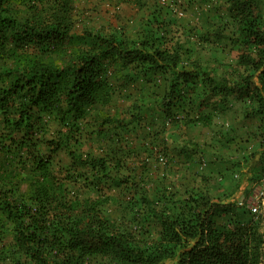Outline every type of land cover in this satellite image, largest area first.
<instances>
[{
	"label": "trees",
	"instance_id": "16d2710c",
	"mask_svg": "<svg viewBox=\"0 0 264 264\" xmlns=\"http://www.w3.org/2000/svg\"><path fill=\"white\" fill-rule=\"evenodd\" d=\"M127 1L152 14L136 38L78 30L81 0H0V264H264V215L236 218L237 205L208 191L172 208L135 182L144 177L138 171L113 173L127 153L83 150L94 135L109 149L128 147L134 120L104 108L144 78L159 89L156 103L170 125H211L232 101L248 104L244 114L259 119L263 137L253 169L264 172V0H228L207 32L206 42L215 34L236 48L232 77L192 60L176 30L181 0H120ZM91 113L101 126L87 130ZM150 149L143 161L165 152ZM111 183H132L136 203L128 208ZM111 201L123 207L118 219L105 213ZM229 210L236 217L220 224Z\"/></svg>",
	"mask_w": 264,
	"mask_h": 264
},
{
	"label": "rangeland",
	"instance_id": "374dc122",
	"mask_svg": "<svg viewBox=\"0 0 264 264\" xmlns=\"http://www.w3.org/2000/svg\"><path fill=\"white\" fill-rule=\"evenodd\" d=\"M180 3L178 9L175 7V11L179 12L176 15V30H180L192 47V60H199L218 76L227 74L232 77V68L237 60L236 48L228 44V39L220 42L215 34L208 35L210 41L205 40L208 31L214 32L213 22L227 14L228 0H181ZM149 16H152L149 10L140 8L133 1L81 0L75 20L78 30L88 28L107 33L116 30L136 38L143 33L141 24ZM158 90L144 78H138L118 91L112 103L104 108L110 114L120 112L129 120H134L130 125L133 130L129 131L131 141L128 147L116 145L109 149V142H101L94 135L85 139L83 150L96 155L108 152L118 157L127 153L128 162L123 163L119 171L114 168L113 173L130 176L131 172L138 171L144 177H137L135 182L146 187L154 200L161 199V203H167L172 208L179 209L180 200L192 192L208 191L217 199L238 206L237 217L229 210L218 218L220 224L229 223L235 217L243 220L258 217L259 214L251 211V203L257 194L264 191V172L259 168L253 169L258 155L252 157V154L262 150L263 137L259 132V119L244 114V107L248 104L232 101L230 109L218 114L211 125L202 122L186 124L185 120L170 125L164 121L156 103ZM141 111L143 116H147L143 120L138 115ZM98 117L91 113L84 121L87 130L101 126ZM159 146L164 148L163 154L157 157L153 150L152 157L143 161L150 148ZM181 150L185 152L181 153ZM61 156L65 158L64 164H69L70 160L63 154ZM121 184L120 187L118 183H111V190L122 196L121 200H127L125 205L129 204L128 208L132 207V201H136L128 192L133 185ZM122 208L118 206V201H111L106 204L105 213L118 219V215L123 214ZM127 212L132 216L130 211ZM155 230L156 227H152V231ZM103 262L102 258H96L90 264Z\"/></svg>",
	"mask_w": 264,
	"mask_h": 264
},
{
	"label": "built area",
	"instance_id": "2783aa9c",
	"mask_svg": "<svg viewBox=\"0 0 264 264\" xmlns=\"http://www.w3.org/2000/svg\"><path fill=\"white\" fill-rule=\"evenodd\" d=\"M243 204V202H241ZM251 211L255 214L264 215V191L257 194L251 203Z\"/></svg>",
	"mask_w": 264,
	"mask_h": 264
},
{
	"label": "clouds",
	"instance_id": "9594fccd",
	"mask_svg": "<svg viewBox=\"0 0 264 264\" xmlns=\"http://www.w3.org/2000/svg\"><path fill=\"white\" fill-rule=\"evenodd\" d=\"M255 214V213H254ZM259 215H261V214H259Z\"/></svg>",
	"mask_w": 264,
	"mask_h": 264
}]
</instances>
